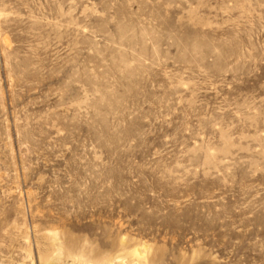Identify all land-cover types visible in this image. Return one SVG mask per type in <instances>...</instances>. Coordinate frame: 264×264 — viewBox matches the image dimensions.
Segmentation results:
<instances>
[{"label": "rangeland", "instance_id": "rangeland-1", "mask_svg": "<svg viewBox=\"0 0 264 264\" xmlns=\"http://www.w3.org/2000/svg\"><path fill=\"white\" fill-rule=\"evenodd\" d=\"M0 264H264V0H0Z\"/></svg>", "mask_w": 264, "mask_h": 264}]
</instances>
